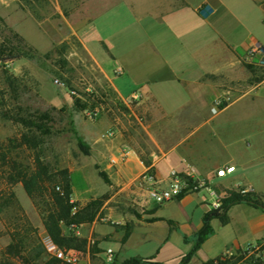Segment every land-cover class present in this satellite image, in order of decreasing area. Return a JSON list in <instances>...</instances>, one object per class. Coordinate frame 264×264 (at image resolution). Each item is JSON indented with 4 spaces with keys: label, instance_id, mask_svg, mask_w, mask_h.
I'll return each mask as SVG.
<instances>
[{
    "label": "crops",
    "instance_id": "0c3cea01",
    "mask_svg": "<svg viewBox=\"0 0 264 264\" xmlns=\"http://www.w3.org/2000/svg\"><path fill=\"white\" fill-rule=\"evenodd\" d=\"M131 1L135 4L140 0ZM180 1V4L172 1L162 5L153 0V9L145 11L146 24L162 29L165 38L152 45L151 51H137L136 43L130 45V65L142 69V78L135 86L127 88L124 84L127 71L123 67L114 66L107 70L96 59L106 79L124 101L139 91L143 94L140 100L143 107L153 108L151 119H179L176 142L164 148L163 143L159 145L151 136L160 153L147 166L129 145L121 119L77 123L80 138L88 147L87 154L83 152L87 160L76 162L77 170L84 171L92 166L104 172L109 182L104 181L102 192L105 193L100 196V209L94 220L72 231L85 238L87 246L91 242L98 244V253L102 256L105 243L117 244L116 248L109 246L115 251L117 262L141 257L167 264L173 252V259L180 263L193 248V237L202 228L205 214L212 209L211 201L201 193L188 194L162 205L155 204L137 183L148 168L155 172L163 187L169 184L172 171H193L212 185L222 186V192L246 188L264 194V80L249 84L251 73L246 66V63L261 61L259 55L252 62L246 57L253 45L264 47V40L247 28L241 34L227 31L221 25V18L215 13L211 0H199L196 4L192 0ZM263 2H259V23L264 27ZM204 3L211 11L203 19L198 10ZM140 22L142 24L143 20ZM99 41L106 45L104 40ZM83 43L87 46L86 40ZM187 45H191V50L186 51ZM202 54L218 63L217 67L202 70L193 81L187 79L186 73L197 67L195 60ZM112 58L116 59V56L112 54ZM147 59L155 63L148 64ZM116 69L121 73L116 75ZM167 84L180 87L179 91H174L170 103L160 91ZM227 95L233 101L226 103L217 114H212L214 101ZM231 116L237 118L232 119L231 127L222 126L225 121L230 123L225 118ZM110 130L114 132L113 136H105ZM200 137L211 145L218 144L219 159H209L207 164H202L194 156L196 140ZM123 153L126 158L121 161ZM226 166H234L235 171L225 177H216L217 170ZM97 196L99 194L84 179V190L75 195L73 202L83 207ZM211 227L212 234L188 264H202L222 254H235L250 245L264 244V211L248 204L232 206L228 210V223L213 219ZM63 231L70 233L65 226ZM172 236H176L175 243L171 241ZM165 248V257L162 258Z\"/></svg>",
    "mask_w": 264,
    "mask_h": 264
},
{
    "label": "rangeland",
    "instance_id": "374dc122",
    "mask_svg": "<svg viewBox=\"0 0 264 264\" xmlns=\"http://www.w3.org/2000/svg\"><path fill=\"white\" fill-rule=\"evenodd\" d=\"M151 1L153 0H140L134 4L131 0H0V17L21 34L38 53L33 59L23 58L7 66L9 73L19 78L13 88L6 83V74L0 68V259L5 248L11 243L13 230L17 225H25V217L32 227L37 229L38 244L42 246L44 255L53 257L41 241L45 231L33 201L27 196L21 183L10 185L8 182L12 161L29 170L34 167L33 151L19 145L21 134L26 132L27 128L11 120V117L22 116L34 123H44L48 132L33 129V134L40 143L38 152L43 161L51 170L69 171L73 198L83 192L84 179H87L99 194L89 202L98 201L100 204V196L105 193L102 192L105 182L100 177L99 170L92 166L84 171L77 170L76 162L87 160L83 157L85 151L82 147L86 146V142L80 138L77 123L121 119L129 145L144 163L159 155L158 144L163 143L164 148H167L176 142L179 119H151L152 107L147 109L140 101L130 100L132 95L139 91H135L124 101L114 91L96 61L97 59L107 70H112L114 66L123 67L127 71L124 84L127 88L135 86L142 78V69L130 65V45L136 43L137 51L146 52L151 51L152 45L165 38L162 29H154L146 24V17H143L145 11L153 9ZM155 1L162 5L172 1L181 3L180 0ZM198 1L192 0V3L196 4ZM259 2L260 0H211V5L221 18V25L230 33H245L247 28L264 40V27L259 23ZM130 3L134 6L133 10ZM107 9L110 10L103 13ZM138 18L140 20H137ZM243 23L246 25L242 26ZM84 40L89 50L84 45ZM99 40H104L110 50ZM189 50L191 45L186 46V51ZM111 53L116 59L112 58ZM195 61L197 67L186 73V78L192 81L202 70L218 65L203 54ZM146 63L155 62L147 59ZM255 63L257 76L264 73V63ZM114 73L118 75L121 71L116 69ZM251 80L250 74L248 82L254 84ZM56 81L59 84H56ZM179 90L177 84H167L160 88L168 103L172 102L174 91ZM76 99L84 108L75 106ZM219 99L225 103L233 101L228 95ZM50 100L59 103L53 104ZM148 103L151 106L150 102ZM94 110L98 111V115L90 118L88 113ZM211 112L214 114L212 108ZM42 115H47V118L41 117ZM225 119L230 123L226 124L225 121L221 125L230 128L232 119L237 118L231 116ZM151 136H154L158 144ZM219 149L218 144L211 145L200 137L196 140L193 154L202 164H207L209 159H219ZM213 187L222 192V186L213 184ZM262 187L264 188V182ZM10 193L14 194L18 206L1 205ZM200 193L207 196L205 191ZM207 199L210 201L208 196ZM99 209L100 206L97 213ZM175 238L176 236L171 237L172 243H175ZM109 246L116 248L117 244L105 243L104 249ZM94 247L97 249L98 244ZM94 247L91 248L93 254L99 250L98 248L97 251H92ZM166 250L167 248L162 258L165 257ZM173 256L171 252L167 264H179ZM92 261L104 264L96 255L92 257Z\"/></svg>",
    "mask_w": 264,
    "mask_h": 264
},
{
    "label": "trees",
    "instance_id": "16d2710c",
    "mask_svg": "<svg viewBox=\"0 0 264 264\" xmlns=\"http://www.w3.org/2000/svg\"><path fill=\"white\" fill-rule=\"evenodd\" d=\"M264 8V2H263ZM210 7L204 4L198 14L201 18L208 17ZM264 23V20H263ZM264 51V47H262ZM37 50L29 44L26 39L7 25L5 20L0 17V68L6 74V83L10 87H15L18 77H15L8 71V65L23 58L33 59L37 56ZM264 61V59H263ZM249 72L252 75V82L259 83L264 80V73L257 76L258 70L254 64L246 63ZM75 106L84 108L78 99L75 100ZM41 117L47 118V115ZM16 123L23 125L27 131L21 134L19 145L25 146L33 151V169L29 170L16 161L10 164V173L8 182L10 185L21 183L27 196L33 201V204L41 217L44 231L51 237L54 243L61 249H77L85 251L87 249V240L74 235L73 229L91 223L100 206L98 201H91L83 207H78L73 202V191L69 171L67 169L51 170L43 161L38 152L39 140L33 134V129L40 132H48L45 124L34 123L24 119L22 116L11 117ZM82 144V143H81ZM84 145V144H83ZM84 153L87 154V145L82 146ZM147 166L150 162H145ZM100 177L109 182L107 175L99 171ZM226 194L222 198V205L218 209L212 208L203 218V226L193 237V248L185 255L179 264H188L192 256L197 252L205 240L209 238L213 230L211 221L219 219L222 224L228 223V210L237 204H248L264 211V194L250 191L241 193L234 189H225ZM184 197L179 196L177 199ZM1 205L12 206L18 203L13 193H10L3 199ZM25 225H17L11 234V243L5 248L0 259V264H63L60 260L44 255L42 246L38 244L36 236L37 229L33 228L30 221L25 217ZM63 226L70 229V233L63 231ZM44 250V248H43ZM95 247L92 251H97ZM45 251V250H44ZM254 255H248L244 250H238L235 254L228 253L208 260L202 264H264L263 261H253ZM113 264H164L156 261L154 258L134 257L122 262L115 261Z\"/></svg>",
    "mask_w": 264,
    "mask_h": 264
},
{
    "label": "built area",
    "instance_id": "2783aa9c",
    "mask_svg": "<svg viewBox=\"0 0 264 264\" xmlns=\"http://www.w3.org/2000/svg\"><path fill=\"white\" fill-rule=\"evenodd\" d=\"M259 55L261 62L264 63V51L261 48V45H253L246 57V59L252 62L253 58ZM56 84H59L56 81ZM142 98V93L136 92L132 95V101H140ZM226 106V103L217 99L214 101L212 106V111L214 114H217ZM98 115V111H90L88 116L94 118ZM113 131H107V137L113 136ZM126 154H122L121 161H124ZM113 163H116V160H112ZM235 171L234 166H226L224 168L218 169L216 172V177L221 178L225 177L228 174H231ZM139 187L148 194V197L157 205H162L168 201L177 199L181 195L195 194L205 191L207 196L210 198L211 206L214 209H218L222 205V192L215 190L213 185L205 178L199 177L193 171L179 172L172 171L170 174V182L166 187L162 186L161 181L157 178L155 172L148 168L144 173H142L137 179ZM237 191L241 193L250 192L249 189L239 188ZM43 246L46 251L52 255L54 258L60 260L63 264H97L92 261L94 255L101 258V262L104 264H113L115 262V251L108 247L103 250V256L98 252L93 254L91 248L95 245V242H91L85 251L77 249H61L59 248L49 235H45L41 239ZM248 255H254V262L259 260L264 262V244H255L248 246L245 250ZM101 253V254H102ZM229 254V253H228ZM232 255V254H229Z\"/></svg>",
    "mask_w": 264,
    "mask_h": 264
}]
</instances>
